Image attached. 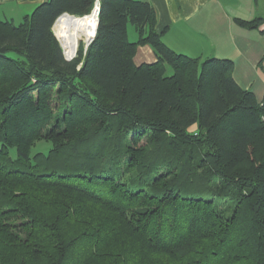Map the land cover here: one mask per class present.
<instances>
[{"label":"trees","instance_id":"16d2710c","mask_svg":"<svg viewBox=\"0 0 264 264\" xmlns=\"http://www.w3.org/2000/svg\"><path fill=\"white\" fill-rule=\"evenodd\" d=\"M96 1L66 60L55 19ZM233 69L168 47L148 0L0 18V264H264V94Z\"/></svg>","mask_w":264,"mask_h":264},{"label":"crops","instance_id":"0c3cea01","mask_svg":"<svg viewBox=\"0 0 264 264\" xmlns=\"http://www.w3.org/2000/svg\"><path fill=\"white\" fill-rule=\"evenodd\" d=\"M43 1L46 0H0V12L8 19L12 15L22 16ZM148 1L156 12V30L162 32V40L168 47L192 57L213 56L232 60L234 80L241 87L253 91L258 100L262 99L264 19L258 27L248 28L238 24L234 18H264V0ZM133 60L136 64L149 63L156 57L148 44H141L137 46ZM261 66L263 73L260 74Z\"/></svg>","mask_w":264,"mask_h":264},{"label":"bare ground","instance_id":"6f19581e","mask_svg":"<svg viewBox=\"0 0 264 264\" xmlns=\"http://www.w3.org/2000/svg\"><path fill=\"white\" fill-rule=\"evenodd\" d=\"M96 22V9L82 17L62 14L54 22L53 31L60 40L66 57H71L76 52L79 36L85 43L94 35Z\"/></svg>","mask_w":264,"mask_h":264},{"label":"rangeland","instance_id":"374dc122","mask_svg":"<svg viewBox=\"0 0 264 264\" xmlns=\"http://www.w3.org/2000/svg\"><path fill=\"white\" fill-rule=\"evenodd\" d=\"M33 9V8H32ZM32 9L31 10H29V12L28 13H30L31 11H32ZM9 17V16H8ZM0 18H2V19H5L6 17H4V15H3V12H0ZM13 19V22L15 23V24H19L21 21H22V18H23V15L22 16H16V15H12V16H10V18L9 19ZM54 32V31H53ZM127 34H128V39L130 40V41H135L134 40V38L136 37V39H137V37H138V35H137V32L135 31V29H134V27L129 23L128 24V27H127ZM83 43V47H84V41H83V39H82V37L81 36H79L78 37V44H77V48H78V45H79V43ZM77 48H76V50H77ZM75 55H76V52H75ZM74 55V56H75ZM74 56H72V58L74 57ZM64 58L66 59V56H64ZM67 60V59H66ZM68 60H70V59H68ZM263 67L261 66L260 68H259V72H260V74L261 73H263ZM167 72V74H170L171 73V68H167V70H166ZM264 75V74H263ZM263 80H264V78H263ZM254 86L256 87L257 86V82L256 83H254ZM145 140H142V142H144ZM48 145H49V143H47V142H44V141H40V142H38L36 145H35V149H45L46 147H48Z\"/></svg>","mask_w":264,"mask_h":264},{"label":"water","instance_id":"95a60500","mask_svg":"<svg viewBox=\"0 0 264 264\" xmlns=\"http://www.w3.org/2000/svg\"><path fill=\"white\" fill-rule=\"evenodd\" d=\"M94 9H96V14H97V22H96V28H97V24H98V12H99V2H98V1L95 2V4H94L92 10H94ZM92 10H91V11H92ZM62 14H67V15H70V16H75V15H73V14H69V13H67V12H63ZM62 14H60V15L55 19V21H56V20H57ZM83 16H84V15H83ZM78 17H82V16H78ZM55 21H54V22H55ZM53 24H54V23H53ZM52 30H53V25H52ZM95 32H96V29H95ZM53 33H54V32H53ZM54 35H55V33H54ZM94 35H95V33H94ZM94 35H93L90 39H88V41H86V42L84 43V50L87 48L88 44L93 40ZM55 37L57 38L56 35H55ZM57 40L59 41L60 46L62 47L60 40H59L58 38H57ZM62 52H63V55L65 56L64 51H63V47H62ZM74 55H75V53H74ZM74 55H73V56H74ZM71 58H72V57H66L67 60H68V59H71Z\"/></svg>","mask_w":264,"mask_h":264},{"label":"built area","instance_id":"2783aa9c","mask_svg":"<svg viewBox=\"0 0 264 264\" xmlns=\"http://www.w3.org/2000/svg\"><path fill=\"white\" fill-rule=\"evenodd\" d=\"M72 57V56H71Z\"/></svg>","mask_w":264,"mask_h":264}]
</instances>
